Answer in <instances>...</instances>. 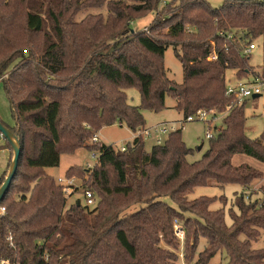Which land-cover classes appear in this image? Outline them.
Masks as SVG:
<instances>
[{
	"label": "trees",
	"instance_id": "16d2710c",
	"mask_svg": "<svg viewBox=\"0 0 264 264\" xmlns=\"http://www.w3.org/2000/svg\"><path fill=\"white\" fill-rule=\"evenodd\" d=\"M159 4L0 0V82L14 125L0 122L20 146L16 174L0 204V256L19 264H179L172 230L178 219L187 264L200 238L206 246L193 264H210L222 251L227 264H264V248L252 247L264 231V204L256 208L235 196L227 225L223 208L210 210L215 198L188 200L210 182L245 187L262 177L248 165L232 164L244 155L264 166V136H245V104L228 110L225 74H253L249 57L240 53L252 42L264 50V0H228L217 8L206 0ZM103 8L106 15L76 20ZM148 13L155 20L147 31H133L131 22ZM169 47L182 66L180 85L163 67ZM212 54L216 60L209 61ZM130 87L139 92L138 107L127 102ZM167 95L182 121L198 111L228 110L200 160L187 162L193 151L182 141V127L149 152L140 139L123 152L91 142L115 124L142 130V112H161ZM82 148L98 153L93 171L71 167L65 177L83 178L96 199L93 208L79 201L67 206L63 187L45 172L59 166L62 154Z\"/></svg>",
	"mask_w": 264,
	"mask_h": 264
},
{
	"label": "rangeland",
	"instance_id": "374dc122",
	"mask_svg": "<svg viewBox=\"0 0 264 264\" xmlns=\"http://www.w3.org/2000/svg\"><path fill=\"white\" fill-rule=\"evenodd\" d=\"M172 0H160L159 7L164 4L170 2ZM211 7L217 8L221 6L225 1L228 0H206ZM99 14L102 13L106 15L105 9L102 10H88L85 13H81L76 17V20H81L86 14ZM155 20L154 13H148L145 15L136 18L133 22H131V29L133 31H143L148 28L153 21ZM165 31V30H164ZM257 47L255 50L251 52L248 58V64L250 68L253 70H260L264 66V58H263V49L259 43H256ZM163 67L166 71L167 77L169 80L173 81L175 84L180 85L183 81L182 74V66L179 60L175 57L174 51L172 47H169L163 57ZM235 71L228 70L225 74L226 83H233L236 80ZM125 95L127 98V102L129 105L133 107H138L140 105V95L136 88L130 87L125 89ZM244 134L247 138L251 140L261 139L264 136V99L256 98L246 100L244 103ZM165 108L158 113L153 112H142L144 120H145V128H151L158 124H166V123H175V130L182 127L181 137L185 146L188 149H191L193 152L191 155L187 157V162L193 163L201 159L202 155L208 149L209 141L206 139V134L208 128L210 127L212 135L211 139L216 136V131L221 130V121L226 116V110L220 112L218 110H213V113H208L207 117L201 121H194L189 123H183L181 126V121L183 117L180 113L174 109L175 101L174 99L167 95L164 101ZM0 121L9 127L14 125L13 119L11 117L9 103L6 99L3 85L0 82ZM216 129V131L214 130ZM97 136L100 140V143L106 146H112L113 149H119L121 146H126L128 143L133 141V133L125 126H119L118 124L104 127L99 130ZM167 138V137H166ZM210 140V139H209ZM143 141V140H142ZM264 145V139H263ZM155 146L154 139L149 138L144 140V150L149 152L150 149ZM199 147L201 148L200 150ZM6 149L9 150L8 159L6 163L3 161V158L6 156ZM96 155L98 157V153L95 150L88 149H78L73 154H62L60 156L59 166L56 168H47L45 172L47 175L53 177L55 181L59 178H68L65 177L66 171L71 167H76L79 169L87 170L86 165L90 164L94 167L97 163V158L94 157ZM13 153L12 150L8 148L5 140L0 136V186L4 182L9 168L12 162ZM232 164L234 166H239L242 164L248 165L256 170L258 173L262 174V177L252 181L249 185L236 186V185H226L220 187L212 182L209 183L206 187H198L195 188L193 193L188 196V200H194L199 197H210L215 198L214 203L210 206L211 211H216L218 209L223 208L225 212V223L227 225L231 224V219L228 213V210L233 207V203L235 200V196L242 195L245 200V194L257 193L260 190L263 193L264 187V166L254 159H251L244 155H236L232 159ZM24 169L21 168V173ZM75 178V186L73 188V194L71 197L67 198V206L77 201L80 202L81 205L84 206V199L82 197V193L85 190V183L82 180L83 178L78 176H73ZM255 199L258 201H263V197L261 194H253L251 201L254 202ZM166 203H168L171 207L177 209V206L172 203L168 199H163ZM246 201V200H245ZM258 206H256L257 208ZM138 207H131L125 214H130L132 212L137 211ZM234 209V208H233ZM185 216L188 214H184ZM177 222L178 229L183 228V224L180 220L175 219L172 221L173 227V236L178 243V247L176 248L175 253L179 258V264H187L183 259V245L185 242V230L183 231V236L179 235V233L174 229V223ZM182 237V238H181ZM206 246V241L204 238H200L198 242V246L196 249V255L193 259V264L196 260V256L204 250ZM252 247L254 249L264 248V231H261V235L258 240L253 243ZM228 259L225 251L218 252L210 261V264H227ZM61 264H66V262H61Z\"/></svg>",
	"mask_w": 264,
	"mask_h": 264
},
{
	"label": "built area",
	"instance_id": "2783aa9c",
	"mask_svg": "<svg viewBox=\"0 0 264 264\" xmlns=\"http://www.w3.org/2000/svg\"><path fill=\"white\" fill-rule=\"evenodd\" d=\"M143 31H147V28ZM228 39H231V36H228ZM257 47L255 42H252L245 46L243 50L241 51L240 55L242 57H249L251 52L255 50ZM263 58H264V51H263ZM209 61L216 60L215 54H212L209 59ZM225 94L227 97L230 98V103L228 106V110L233 107L241 106L246 102V100L253 99V96L257 95L258 98L264 99V66L260 70H254L253 74L248 75L247 77H244L242 79H236L233 83H226L225 87ZM226 110V112L228 111ZM208 113H213V110L210 111H198L195 115L189 116L186 118V120L181 121V126L183 123H189L194 121H201L204 118L207 117ZM175 123H166V124H158L151 128H143L142 130H139L135 133H133V140L140 139L145 140L149 138L154 139L155 145H162L166 139V137L173 131H175ZM211 129L208 128V131L206 134V139H211L212 135L210 134ZM92 143H100L97 138V134L94 135L91 139ZM120 151H125L126 146H121L119 149ZM95 158H97L96 155H94ZM92 165L87 164L86 165V171L88 173L93 171ZM75 178H59L57 179L56 183L63 187V193L66 196V198H69L73 194V188L75 186ZM255 194H261L263 197V201H258V199H255L254 202L257 203V208H260L262 204H264V196L262 191H257V193H250L245 194L244 198L247 202L251 201L252 195ZM82 197L84 199V206L88 208H93L96 206V199L91 191L84 190L82 193ZM252 202V201H251ZM5 212V209L3 207H0V215H3ZM174 229L179 233V235L183 236V229H178L177 222L174 223ZM182 238V237H181ZM7 241L9 242L10 246L13 247L12 238L8 237ZM0 264H19L15 261H12L8 258L0 256Z\"/></svg>",
	"mask_w": 264,
	"mask_h": 264
},
{
	"label": "water",
	"instance_id": "95a60500",
	"mask_svg": "<svg viewBox=\"0 0 264 264\" xmlns=\"http://www.w3.org/2000/svg\"><path fill=\"white\" fill-rule=\"evenodd\" d=\"M258 98L257 95L253 96V99ZM0 134L2 135L3 139L8 142V144L10 145V148L12 150L13 153V157H12V162L9 168V172L4 180V182L2 183V185L0 186V204L3 201L5 195L7 194L11 182L16 174V170H17V166H18V160H19V155H20V146H19V142L13 137V135L11 134V132L0 122ZM201 148L199 147L198 150H200Z\"/></svg>",
	"mask_w": 264,
	"mask_h": 264
},
{
	"label": "crops",
	"instance_id": "0c3cea01",
	"mask_svg": "<svg viewBox=\"0 0 264 264\" xmlns=\"http://www.w3.org/2000/svg\"><path fill=\"white\" fill-rule=\"evenodd\" d=\"M0 136L2 137V135L0 134ZM3 138V137H2ZM98 138V136H97ZM98 141L100 142L99 138H98ZM7 153H6V156L3 158V161L6 163L7 159H8V154H9V150L6 149Z\"/></svg>",
	"mask_w": 264,
	"mask_h": 264
}]
</instances>
